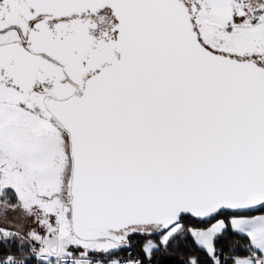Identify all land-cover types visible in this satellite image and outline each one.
<instances>
[{
	"label": "snow or ice",
	"instance_id": "snow-or-ice-1",
	"mask_svg": "<svg viewBox=\"0 0 264 264\" xmlns=\"http://www.w3.org/2000/svg\"><path fill=\"white\" fill-rule=\"evenodd\" d=\"M0 264H264V0H0Z\"/></svg>",
	"mask_w": 264,
	"mask_h": 264
}]
</instances>
